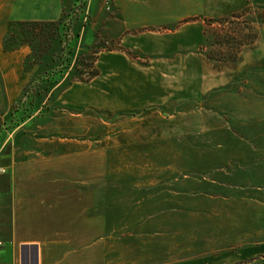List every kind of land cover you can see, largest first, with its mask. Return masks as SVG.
Returning <instances> with one entry per match:
<instances>
[{
  "label": "rangeland",
  "instance_id": "obj_1",
  "mask_svg": "<svg viewBox=\"0 0 264 264\" xmlns=\"http://www.w3.org/2000/svg\"><path fill=\"white\" fill-rule=\"evenodd\" d=\"M249 1L242 18L206 24L199 49L161 57L110 39L89 0H63L61 22L24 46L14 103L0 71V174L42 264L264 259V0ZM106 55L161 65L159 84L128 104L129 87L101 75ZM89 64L98 76L80 82Z\"/></svg>",
  "mask_w": 264,
  "mask_h": 264
},
{
  "label": "crops",
  "instance_id": "obj_2",
  "mask_svg": "<svg viewBox=\"0 0 264 264\" xmlns=\"http://www.w3.org/2000/svg\"><path fill=\"white\" fill-rule=\"evenodd\" d=\"M106 2L114 15L111 18L105 15ZM248 4L249 0H89L88 10L95 25L102 26L110 39L119 40L120 46L146 56L166 57L195 50L201 44L206 21L240 14ZM61 17L63 0H0V71L9 104L18 99L28 81L23 64L29 49L22 47L3 52L2 41L8 31V22H58ZM159 28L170 31H158ZM102 58L109 63L102 67L101 75L113 72L115 82L122 86L120 90L129 87L124 96L128 104L142 98L140 85L159 84L157 72L149 76L150 70L162 67L159 64L143 71L133 69L125 56ZM171 61L181 62L177 57ZM104 87L113 91L108 83ZM15 189L16 183L0 174V264H42L45 243L21 228L30 220L19 210ZM222 264H264V259L245 261L230 257Z\"/></svg>",
  "mask_w": 264,
  "mask_h": 264
},
{
  "label": "trees",
  "instance_id": "obj_3",
  "mask_svg": "<svg viewBox=\"0 0 264 264\" xmlns=\"http://www.w3.org/2000/svg\"><path fill=\"white\" fill-rule=\"evenodd\" d=\"M64 16V11H63ZM243 14H235L231 17L224 18L218 21L209 20L206 21V24L209 25L213 23V21L218 23H223L226 21H230V19H240ZM62 18V17H61ZM60 20L57 22H39V21H9L7 24L8 31L3 37V52H12L22 48L24 46H32L33 40L36 38L37 33L41 34L44 32V27L54 24H59ZM159 30L167 31L169 28H160ZM240 45V44H239ZM119 51L125 52L128 57H131L132 52L126 50V48L119 47ZM96 53H99L96 51ZM88 60V59H86ZM87 68L91 70L88 72V75L84 78H78L80 82H91L94 78L98 76V71L93 64L86 65Z\"/></svg>",
  "mask_w": 264,
  "mask_h": 264
},
{
  "label": "built area",
  "instance_id": "obj_4",
  "mask_svg": "<svg viewBox=\"0 0 264 264\" xmlns=\"http://www.w3.org/2000/svg\"><path fill=\"white\" fill-rule=\"evenodd\" d=\"M106 8L109 9L110 8V5L108 2H106Z\"/></svg>",
  "mask_w": 264,
  "mask_h": 264
}]
</instances>
